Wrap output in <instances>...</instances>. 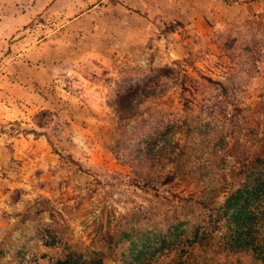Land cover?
<instances>
[{"label": "rangeland", "instance_id": "1", "mask_svg": "<svg viewBox=\"0 0 264 264\" xmlns=\"http://www.w3.org/2000/svg\"><path fill=\"white\" fill-rule=\"evenodd\" d=\"M254 38L264 0H0V264L105 252L93 221L148 198L133 172L169 168L138 163L175 103L169 79L259 81Z\"/></svg>", "mask_w": 264, "mask_h": 264}, {"label": "trees", "instance_id": "2", "mask_svg": "<svg viewBox=\"0 0 264 264\" xmlns=\"http://www.w3.org/2000/svg\"><path fill=\"white\" fill-rule=\"evenodd\" d=\"M244 51L264 59V42L254 38ZM193 69L169 79L175 103L139 148V165L169 168L129 176L148 198L93 221L88 243L105 252L43 254L44 264H264V77L215 79ZM154 92L139 91L163 97ZM45 236L47 247L59 240Z\"/></svg>", "mask_w": 264, "mask_h": 264}]
</instances>
